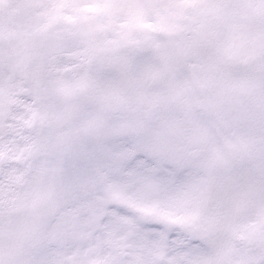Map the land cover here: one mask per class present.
<instances>
[{
  "label": "snow or ice",
  "instance_id": "6c2138e0",
  "mask_svg": "<svg viewBox=\"0 0 264 264\" xmlns=\"http://www.w3.org/2000/svg\"><path fill=\"white\" fill-rule=\"evenodd\" d=\"M0 264H264V0H0Z\"/></svg>",
  "mask_w": 264,
  "mask_h": 264
},
{
  "label": "rangeland",
  "instance_id": "374dc122",
  "mask_svg": "<svg viewBox=\"0 0 264 264\" xmlns=\"http://www.w3.org/2000/svg\"><path fill=\"white\" fill-rule=\"evenodd\" d=\"M248 22L249 28H251L256 20L257 13L250 8H245L242 13ZM254 101V92L252 90H245L241 93V103L245 106L252 107Z\"/></svg>",
  "mask_w": 264,
  "mask_h": 264
}]
</instances>
